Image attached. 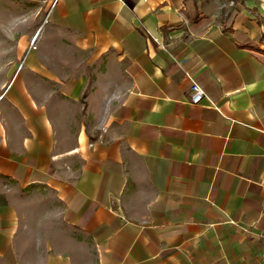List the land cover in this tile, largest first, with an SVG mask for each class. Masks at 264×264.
<instances>
[{
	"label": "crops",
	"instance_id": "0c3cea01",
	"mask_svg": "<svg viewBox=\"0 0 264 264\" xmlns=\"http://www.w3.org/2000/svg\"><path fill=\"white\" fill-rule=\"evenodd\" d=\"M47 10L0 39V264H264V0Z\"/></svg>",
	"mask_w": 264,
	"mask_h": 264
},
{
	"label": "rangeland",
	"instance_id": "374dc122",
	"mask_svg": "<svg viewBox=\"0 0 264 264\" xmlns=\"http://www.w3.org/2000/svg\"><path fill=\"white\" fill-rule=\"evenodd\" d=\"M53 2L54 0H0V23L8 26L5 30H0V39L22 38L23 35L35 31L43 24L47 9L53 6Z\"/></svg>",
	"mask_w": 264,
	"mask_h": 264
},
{
	"label": "built area",
	"instance_id": "2783aa9c",
	"mask_svg": "<svg viewBox=\"0 0 264 264\" xmlns=\"http://www.w3.org/2000/svg\"><path fill=\"white\" fill-rule=\"evenodd\" d=\"M192 90L193 94L191 97V102L194 104H200L203 100L208 98L207 92L205 88L192 79Z\"/></svg>",
	"mask_w": 264,
	"mask_h": 264
}]
</instances>
